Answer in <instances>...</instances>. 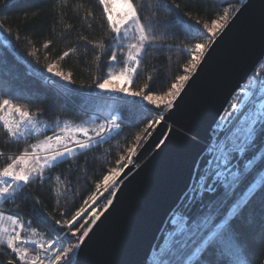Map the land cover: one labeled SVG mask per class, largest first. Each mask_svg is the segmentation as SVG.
Returning a JSON list of instances; mask_svg holds the SVG:
<instances>
[{
	"label": "snow or ice",
	"instance_id": "6c2138e0",
	"mask_svg": "<svg viewBox=\"0 0 264 264\" xmlns=\"http://www.w3.org/2000/svg\"><path fill=\"white\" fill-rule=\"evenodd\" d=\"M5 3L6 0H0V4ZM225 3L227 6L218 9L210 22L202 23L190 11H184L177 0H156L155 3L153 0H147V3L145 0H96L104 35L99 41L84 36L80 39L93 50L100 49L95 55L100 70L102 54L110 50L111 54L106 56L110 69L102 76L93 77L91 83L81 82L78 88L68 87L75 85L76 80L72 72L62 70L58 62L68 57L73 48L64 51L57 61L46 63L43 72L35 69L40 75L48 73L51 74L49 78L64 82L61 86L70 93L87 89L84 94L100 106H105V94L111 93L113 95L108 99L123 101L139 110L141 115L136 119L143 127L135 137L136 142L122 149L123 154H118L114 166H105L102 171L93 169L89 173L87 157L80 169L74 168L71 162L110 140L112 134L119 135L123 131L118 121L127 117L121 110L107 105L120 115L94 113L95 120L101 121L99 123L93 119L78 124L57 119L48 124L40 118L45 115L44 108L32 110L29 104L19 102L21 99L30 100V97H21L15 92L0 93V129L3 134L11 142L36 137L35 142L26 143L18 152L7 156L0 150V157L6 156V162L0 165V264H79L76 259L78 251L90 237L93 226L113 205L124 177L131 172L129 166L140 167L133 157L143 147L141 139L147 140L153 134L152 129L166 120L165 113L170 115V110L194 79L217 38L241 11L229 0ZM80 7L83 8V4ZM146 7L155 9L151 16H144ZM161 9H166L170 16L160 17ZM95 19L92 10L83 17L89 29L92 28L90 21ZM158 28L164 29L162 35L174 28L189 34L192 42L177 46L188 57L179 66L182 74L175 75L166 90H152L150 76L148 83L133 89L147 52L163 47L157 44L159 37L155 32ZM0 33L12 36V30L2 23ZM15 38L19 41L20 35L17 33ZM51 43L48 40L43 47L48 48ZM27 55L39 62L37 49L29 50ZM118 64L122 66L117 70L114 66ZM154 112L153 118L147 119ZM258 141L264 144V79L254 78L248 81L247 87L239 88L232 95L228 108L213 121L208 140L194 166L195 182L186 187L179 207L169 211L162 229V242L154 248L158 255L153 264H251L254 257L246 246L239 222L255 200H264V147L257 149ZM163 143L160 141L156 147ZM66 160L70 163L61 175L66 171L67 177L61 180L60 175L56 176L58 194H62L60 187L69 190L67 186L71 184L73 173L78 174L77 179L84 175L85 183L92 191L74 211L71 205L62 209L59 212L61 218L57 219L38 207L42 205L39 195L24 190L36 182L42 185L50 181L53 170ZM89 175L96 179L89 182ZM22 192L25 199L32 201L31 213L36 214L35 218L21 210L18 200ZM104 194L107 199H103ZM6 204L9 207H4ZM41 226L44 231H40ZM70 240L75 243L63 242Z\"/></svg>",
	"mask_w": 264,
	"mask_h": 264
},
{
	"label": "trees",
	"instance_id": "16d2710c",
	"mask_svg": "<svg viewBox=\"0 0 264 264\" xmlns=\"http://www.w3.org/2000/svg\"><path fill=\"white\" fill-rule=\"evenodd\" d=\"M155 2L156 0H153V3ZM164 2H170V0H164ZM177 2L181 4L184 11H190L202 23L210 22V18L215 16L218 9L227 6L225 0H177ZM229 2L235 7L240 4V0H229ZM81 4H83V8L80 7ZM185 5L188 6L185 7ZM88 10L94 11L96 16L94 21H90L91 29L83 20ZM153 11H155L154 8L146 7L144 16H151ZM159 16L169 17L170 13L166 9H161ZM0 23L12 30L11 37L7 33H0V93L15 92L19 93L21 97H30V100L21 99L19 102L29 104L32 110H35L36 107L44 108L45 115L40 118L48 124H53L57 119L60 121L68 119L76 124L87 117L94 116V113L106 116L111 112L113 115H120L119 111H113L112 107H106L114 105L127 117L123 121H118L121 123L123 131H120L119 135L112 134L110 140L71 162L74 168L80 169L87 157L89 173L93 169L102 171L105 166H114L118 154H123L122 149L135 143V137L140 134L143 124L137 123L136 117L141 115L139 110L124 104L123 101L114 102L108 99L111 97L108 93L105 94V106H100L84 94L87 89L80 93H70L63 87L60 92L46 82V78L51 77V74L40 75L35 71V69H39L40 72H43L46 63L57 61L64 51L73 48L74 51L68 57L58 62L60 68L65 72L71 71L73 79L76 80L75 85L68 87L78 88L81 82L91 83L93 77L102 76L107 72L109 64L106 56L111 54L110 50L102 54V70H100L95 61V55L100 52V49L93 50L91 45H86V41L80 39L81 36H84L88 40L99 41L104 35L105 28L102 27L100 8L97 6L96 0H6L5 4H0ZM17 33L20 35L19 41L15 38ZM162 33H164V29L158 28L155 35L159 37L157 44L163 47L150 49L147 52L132 85L133 89H138L144 83H148L150 76L152 77L150 81L152 90H166L171 79L177 74H182L179 66L188 57L180 52L177 46L189 44L192 42L191 38L180 28H174L166 35H162ZM48 40H51L52 43L48 48H44L43 45ZM33 48L37 49L39 62H37V58L27 55V52ZM52 78L58 81V78ZM152 118L153 115L147 117V119ZM96 122L101 121L96 120ZM45 134L51 135V132ZM35 138L34 135L27 141L11 142L3 134V129H0V150H3L7 156L18 152L26 143L35 142ZM143 141L141 139L140 143L142 144ZM262 146L263 144L258 141L257 149ZM6 156L0 157V165L6 162ZM69 163L70 161L66 160L54 169L50 181H46L42 185L40 182H36V184L30 185L29 189L24 190L30 191L32 195H39L42 205L38 207H42L57 219L61 218L59 212L62 209L71 205L74 211L92 191V188L85 183L84 175H79V179H77L78 174L73 173L70 177L71 184L67 186L69 190L64 191V188L60 187L62 194H58L56 176L60 175V179L64 180L68 174L65 171L61 175V171L67 169ZM94 179L96 177L88 176L89 182ZM195 179L194 176L193 182ZM57 200H59V204ZM18 204L22 211L35 218L36 214L31 213L32 201L24 198V192L21 193ZM4 207H9V205L6 204ZM83 222L81 221V223ZM239 224L245 237L246 246L254 257L251 264H264V200L259 198L255 200ZM33 226L37 225L33 224ZM40 231H44L43 226L40 227Z\"/></svg>",
	"mask_w": 264,
	"mask_h": 264
},
{
	"label": "water",
	"instance_id": "95a60500",
	"mask_svg": "<svg viewBox=\"0 0 264 264\" xmlns=\"http://www.w3.org/2000/svg\"><path fill=\"white\" fill-rule=\"evenodd\" d=\"M239 7L170 115L142 143L134 157L140 167L129 166L113 205L78 251L79 264H146L169 211L193 182L213 121L264 57V0Z\"/></svg>",
	"mask_w": 264,
	"mask_h": 264
},
{
	"label": "built area",
	"instance_id": "2783aa9c",
	"mask_svg": "<svg viewBox=\"0 0 264 264\" xmlns=\"http://www.w3.org/2000/svg\"><path fill=\"white\" fill-rule=\"evenodd\" d=\"M254 78H259V79H264V58L255 66V68L253 69V71H252V73H251V75H250V77L247 79V81L241 86V87H247L248 86V81L249 80H252V79H254ZM46 82L49 84V85H51V86H53L56 90H58V91H60V88H63L55 79H53V78H47L46 79ZM240 87V88H241ZM242 98V97H241ZM226 108H228V106L226 107ZM153 116H154V114H153ZM262 147H264V144H263V146ZM64 243H74L72 240H70V241H63ZM159 242H162V236L160 237V241ZM158 242V243H159ZM157 243V244H158ZM156 244V245H157ZM155 245V246H156ZM155 246H154V248H155ZM154 248H153V250L151 251V253H150V255H149V257H148V259H147V261H146V264H153V260H154V258L155 257H157V255H158V251H154ZM77 258V257H76Z\"/></svg>",
	"mask_w": 264,
	"mask_h": 264
},
{
	"label": "rangeland",
	"instance_id": "374dc122",
	"mask_svg": "<svg viewBox=\"0 0 264 264\" xmlns=\"http://www.w3.org/2000/svg\"><path fill=\"white\" fill-rule=\"evenodd\" d=\"M243 2H245V0H240V4H239V6L243 3ZM238 6V7H239ZM117 10H119V4H117ZM122 65H115L114 67H115V69H119V67H121ZM110 65H109V67H108V70L110 69ZM107 70V71H108ZM60 85H62L60 82H58ZM62 91V89L60 88V92ZM110 96H112L113 94H111V93H108ZM160 111H164L163 109H161ZM154 115H155V112L153 113ZM152 114V115H153ZM166 114V113H165ZM90 119H93V120H95V117L94 116H90V117H87V118H85L83 121H89ZM83 121H81V122H83ZM81 122H79V123H81ZM95 123H97L96 122V120H95ZM76 124H78V123H76ZM144 142V141H143ZM133 159H134V157H133ZM194 180V179H193ZM108 197H107V194H104V196H103V199H107ZM101 202H103V201H101ZM84 223V222H83ZM160 236H162V233L160 234ZM160 236H159V238H160ZM159 238L157 239V241H156V243H155V245L157 244V242H158V240H159ZM74 243H75V240H72ZM154 245V246H155Z\"/></svg>",
	"mask_w": 264,
	"mask_h": 264
},
{
	"label": "bare ground",
	"instance_id": "6f19581e",
	"mask_svg": "<svg viewBox=\"0 0 264 264\" xmlns=\"http://www.w3.org/2000/svg\"><path fill=\"white\" fill-rule=\"evenodd\" d=\"M263 58H264V57H263ZM263 58H262V59H263ZM249 77H250V76H249ZM249 77H248V78H249ZM159 236H160V235H159ZM160 237H161V236H160ZM158 238H159V237H158ZM159 241H160V238H159L158 242H159ZM158 242H157V243H158Z\"/></svg>",
	"mask_w": 264,
	"mask_h": 264
}]
</instances>
